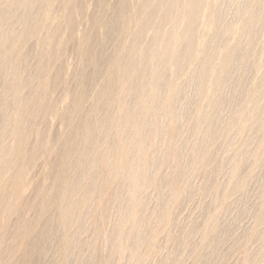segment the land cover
<instances>
[{
    "label": "rangeland",
    "instance_id": "rangeland-1",
    "mask_svg": "<svg viewBox=\"0 0 264 264\" xmlns=\"http://www.w3.org/2000/svg\"><path fill=\"white\" fill-rule=\"evenodd\" d=\"M29 1L0 0V264H264V0H126L122 31L51 0L33 34Z\"/></svg>",
    "mask_w": 264,
    "mask_h": 264
},
{
    "label": "bare ground",
    "instance_id": "bare-ground-1",
    "mask_svg": "<svg viewBox=\"0 0 264 264\" xmlns=\"http://www.w3.org/2000/svg\"><path fill=\"white\" fill-rule=\"evenodd\" d=\"M8 1V3H9V8L10 9H12L15 5H18L20 2H21V0H7ZM50 1L51 0H30L29 2H28V9H29V12H28V16H27V18H28V33L29 34H33V31H34V28L36 27V22L34 21L33 22V19L35 18V15L36 14H40V15H44V14H46V12H47V10H48V6H49V3H50ZM139 1H141L142 3H143V5L145 4V3H147V2H150L151 0H139ZM173 2V1H172ZM172 2H171V4H172ZM156 3V2H155ZM199 3H200V0H187L186 1V4H185V12L183 13L184 15L183 16H185V17H188L189 18V20H190V23L192 24V23H194V21H195V19L197 18V13H199V8H200V6H199ZM99 5L101 6V7H103L104 8V6H105V0H99ZM139 6V5H138ZM206 6H208V5H206ZM205 6V7H206ZM148 9V8H147ZM128 5H127V2H126V0H120V2H119V4H118V7L116 8V10H114L115 11V13H114V17H115V19H117V21L116 20H114L115 22H118V24L116 25H111L110 23L108 24L107 22V24L106 23H104V27H106V28H113L114 27V29H112V30H114L115 31V29L117 30V31H122V29H123V27H124V21L127 19V21H128ZM138 10H141V9H138ZM149 10V9H148ZM151 10V9H150ZM66 11H67V19H68V22H70V17H71V12H72V9H71V6L69 5L67 8H66ZM201 11V10H200ZM146 12V11H145ZM252 12V11H251ZM149 13V12H148ZM34 14V15H33ZM144 15V14H143ZM164 15V14H163ZM208 15H210L209 13H208ZM131 16V15H130ZM146 16V15H145ZM199 16H200V14H199ZM152 17H153V15H152ZM162 19V18H161ZM137 20V19H136ZM140 20V19H139ZM198 20V19H197ZM201 20V19H200ZM113 21V20H112ZM166 21V20H165ZM204 21V20H203ZM109 22V21H108ZM129 23V22H128ZM148 23H149V21H148ZM147 23V24H148ZM162 23V22H161ZM204 23V22H203ZM206 23V22H205ZM142 24V23H141ZM153 24V23H152ZM195 24V23H194ZM189 26V25H188ZM192 26V25H191ZM191 26L190 27H188L186 30H185V32L183 33V37H182V39L184 40V41H187V43L189 44V40H188V38H189V34L191 35V33H190V28H191ZM197 26V25H196ZM194 27V26H193ZM192 27V28H193ZM105 28V30H107ZM143 28V27H142ZM198 28V27H197ZM202 28V27H201ZM109 29H108V31H109ZM124 30V29H123ZM184 31V30H183ZM182 32V31H181ZM193 33V32H192ZM193 35V34H192ZM93 39H92V41H89L88 42V44H89V46L90 47H92V44H94L93 42H94V40H96V39H94V37H92ZM160 41H162V40H160ZM192 41V40H191ZM163 43V42H162ZM182 43V42H181ZM143 45V44H142ZM171 45V44H170ZM190 45V44H189ZM167 46V45H166ZM89 47V48H90ZM135 47V46H134ZM87 49V51H86V54H87V58L88 59H90V56H91V51L92 50H90V49ZM167 49V48H166ZM165 49V50H166ZM187 49V48H186ZM148 50V49H147ZM143 51V50H142ZM146 51V50H145ZM144 51V52H145ZM189 52H190V50L188 51V52H185V54L184 55H182V56H180V57H178V58H176V63L177 62H179V58H185L186 56H188L189 55ZM165 53V52H164ZM143 55H145L146 54V52H145V54L144 53H142ZM182 54V53H181ZM150 55V54H149ZM159 56V55H158ZM166 56V55H165ZM178 56V55H177ZM21 57L22 56H16V59L17 60H15V61H13V63L11 64L12 65V74L14 73V78H17L18 76V69H19V65H18V63H17V61H19V60H21ZM127 57V56H126ZM232 57V56H231ZM54 58V57H53ZM92 58V57H91ZM161 58H162V56H161ZM155 59V58H154ZM179 59V60H178ZM91 60H93V59H90L89 61H91ZM152 61V60H151ZM128 63V64H127ZM136 63V62H135ZM150 63V62H149ZM156 63H157V61H156ZM127 64V65H126ZM134 63H132V60H130L129 62L128 61H126L125 62V65L127 66V67H131L132 65H133ZM159 64V63H158ZM135 65V64H134ZM158 70H159V68H158ZM173 70V69H172ZM173 73V72H172ZM12 76V75H11ZM175 76V75H174ZM20 78V77H19ZM112 78V77H111ZM155 78V77H154ZM159 78H161V77H159ZM163 78V77H162ZM13 79V78H12ZM158 79V78H157ZM41 81V80H40ZM16 82V81H15ZM14 82V83H15ZM160 82V81H159ZM42 83V82H41ZM141 84V83H140ZM108 86H109V88H110V90H111V88L113 87V85H114V80L113 79H110L109 80V82H108V84H107ZM159 85V84H158ZM161 85V84H160ZM109 90V89H108ZM108 91V92H111V91ZM139 91V90H138ZM137 91V92H138ZM147 92V91H146ZM148 92H149V90H148ZM134 93H135V91H134ZM141 93H143L142 91H141ZM108 95H110V93L108 94ZM142 95V94H141ZM143 95H144V93H143ZM33 97V96H32ZM35 98V97H34ZM135 98V97H134ZM146 98V97H145ZM33 99V98H32ZM37 100V99H36ZM146 101V100H145ZM35 104V103H34ZM145 104H146V102H145ZM25 105V104H24ZM33 105V104H32ZM105 105V104H104ZM99 106V109H100V107L101 106H103L102 104H100V105H98ZM127 108V107H126ZM33 109V108H32ZM34 109H36V107L34 108ZM22 111L23 110H20L19 111V117L21 116V113H22ZM25 111V110H24ZM32 111V110H31ZM36 111V110H35ZM124 114V113H123ZM30 115V114H29ZM126 118V117H125ZM18 119V118H17ZM29 120V119H28ZM132 120V119H131ZM18 121V120H17ZM125 122V121H124ZM136 124V123H135ZM25 125H28V126H30L29 125V123L28 124H25ZM21 126H23V125H21ZM24 127V126H23ZM29 128V127H28ZM83 130L84 131H86L85 130V128H83ZM19 132V131H18ZM20 133V132H19ZM128 134V133H127ZM24 135V134H23ZM125 136V135H124ZM133 141H134V139H133ZM75 148V147H74ZM127 152V151H126ZM74 166V165H73ZM70 207V206H69ZM70 210V209H69ZM34 248H35V246H34Z\"/></svg>",
    "mask_w": 264,
    "mask_h": 264
}]
</instances>
